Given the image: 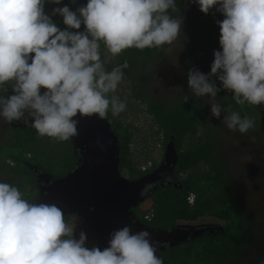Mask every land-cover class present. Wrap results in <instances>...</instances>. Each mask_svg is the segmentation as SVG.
<instances>
[{"label":"clouds","instance_id":"1","mask_svg":"<svg viewBox=\"0 0 264 264\" xmlns=\"http://www.w3.org/2000/svg\"><path fill=\"white\" fill-rule=\"evenodd\" d=\"M189 2L223 19L210 72L191 68L187 87L193 97L209 98L212 117L226 113L229 131L246 134L254 120L231 105L223 108L216 97L223 91L239 106L264 105V0ZM62 3L0 0V118L23 120L55 142L78 134L77 117L124 112L126 103L115 93L129 65H106L130 49L173 44L183 24L182 16L170 14L178 11L176 0H87L75 10ZM46 5L56 7L48 13ZM157 249L148 231L129 226L112 231L105 247L89 246L87 233H77L56 204L31 202L15 185L0 182V264H163Z\"/></svg>","mask_w":264,"mask_h":264},{"label":"trees","instance_id":"2","mask_svg":"<svg viewBox=\"0 0 264 264\" xmlns=\"http://www.w3.org/2000/svg\"><path fill=\"white\" fill-rule=\"evenodd\" d=\"M86 2L87 0H77L73 5L70 0H63L59 6L68 5L75 10ZM53 7L56 5H46L45 11L50 13ZM53 19L63 29L62 18L57 16ZM222 19L218 13L210 12L204 28L190 38L192 68L195 67L206 75L210 72L214 51L219 50L217 21ZM163 49L164 46L143 51L130 49L115 58V62L120 64L127 61L129 67L124 69V73L131 80H135L139 74L136 70L144 69ZM101 54L102 58L106 55L103 45ZM111 64L112 62L106 65L108 70H111ZM187 73L181 74L186 82ZM138 87L139 83L132 88L136 90ZM137 97L152 122L151 128L155 129L152 136L156 137V140L160 139V145L155 151L165 150L166 144L173 137L178 155L173 179L181 183L182 187L176 189L166 184L157 186L147 193L142 202L130 209L132 216L154 231L203 227L222 230L219 233H205L197 238L187 239L172 248L165 245L159 255L169 264L233 262L247 245L248 233L243 213L234 196L232 180L225 170L217 142L213 137L214 129L206 119L205 104L190 97L189 101L184 103V96L174 100L153 99L140 94ZM216 99L223 108L231 105V109L239 111L242 118L247 116L253 119L254 127L249 131L264 140V105L239 106L230 94L227 95L223 91ZM256 116H259L260 120H255ZM105 119L108 121L111 119L109 113ZM110 127L118 140V169L122 177L137 180L157 168L158 164L153 157L148 159V153L143 152L145 158L142 165L150 160L151 166L144 171L141 170L142 165L132 150L134 131L137 129L130 125L124 126L122 121L116 119L112 120ZM5 135L0 139V178L2 182L18 187L31 202H35L38 197L39 184L36 180L38 173H49L53 179L63 177L79 157L71 139L55 142L49 138L38 137L23 120L8 124ZM47 143H52L55 149L49 151L45 147ZM54 166L58 168H53ZM189 195L193 196L192 204L187 201ZM65 219L68 222L71 220L80 222L82 227L77 233L81 230L87 233L89 246L104 247L89 224L75 215L65 216ZM204 219H210L215 223L201 222ZM255 264H264V251Z\"/></svg>","mask_w":264,"mask_h":264},{"label":"rangeland","instance_id":"3","mask_svg":"<svg viewBox=\"0 0 264 264\" xmlns=\"http://www.w3.org/2000/svg\"><path fill=\"white\" fill-rule=\"evenodd\" d=\"M176 2L178 11L170 14L174 18L183 17L179 37L173 44L165 45L144 69L138 68L136 72L139 74L135 80L124 75L115 94L126 103V110L118 117H113L109 111L111 118L109 122L116 119L122 121L124 126L130 125L137 129L134 131L132 143L137 161L142 165L145 158L143 152H147V158L153 157L159 165L164 150L155 151L160 145V139L156 140V137L152 136L155 129L151 128L152 122L144 112V105L140 103L137 95L160 100H174L188 95L191 99L204 103L207 110L206 119L214 129L213 137L217 142L225 170L232 180L234 196L243 213L248 233V243L242 252L233 262L225 264H255L264 251V140L259 139L251 131L246 134L229 131L223 124L225 116L223 111L219 118L212 117L209 98H195L191 95L181 74L187 73L193 66L190 38L204 28L207 15L202 14L198 6L189 0ZM114 65H119L115 59L110 66L115 67ZM138 83L139 87L134 90L132 87ZM216 102L220 104L217 99ZM254 119L260 120V117L256 116ZM7 128L8 123L0 118V139L6 136ZM45 147L49 151L55 149L52 143H47ZM201 222L215 223L210 219ZM69 223L76 225V231L82 227L78 220H71ZM210 264L215 263L211 261Z\"/></svg>","mask_w":264,"mask_h":264},{"label":"water","instance_id":"4","mask_svg":"<svg viewBox=\"0 0 264 264\" xmlns=\"http://www.w3.org/2000/svg\"><path fill=\"white\" fill-rule=\"evenodd\" d=\"M77 119L78 134L71 139L79 155L77 162L60 178L53 179L46 172L38 173L36 203L56 204L65 216L75 215L89 224L104 247L109 234L124 226L131 227L133 232L148 231L151 239L158 243L157 255L163 264H169L159 255L165 245L172 248L187 239L222 231L212 227L154 231L132 216L130 209L157 186L166 184L181 189V183L173 179L178 161L173 137L166 144L162 162L157 168L137 180H129L119 173L118 140L110 122L96 116Z\"/></svg>","mask_w":264,"mask_h":264},{"label":"built area","instance_id":"5","mask_svg":"<svg viewBox=\"0 0 264 264\" xmlns=\"http://www.w3.org/2000/svg\"><path fill=\"white\" fill-rule=\"evenodd\" d=\"M147 164H148V165L145 164L146 166H145V165H142V166H141V170H142V171L148 169V168L151 166L150 162H148ZM192 198H193V197H189V198L187 199L188 202L191 203V204L193 203Z\"/></svg>","mask_w":264,"mask_h":264},{"label":"flooded vegetation","instance_id":"6","mask_svg":"<svg viewBox=\"0 0 264 264\" xmlns=\"http://www.w3.org/2000/svg\"><path fill=\"white\" fill-rule=\"evenodd\" d=\"M78 159V158H77Z\"/></svg>","mask_w":264,"mask_h":264}]
</instances>
